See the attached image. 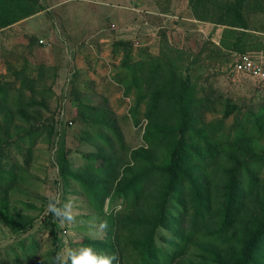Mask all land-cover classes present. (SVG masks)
Returning <instances> with one entry per match:
<instances>
[{"label": "rangeland", "instance_id": "obj_1", "mask_svg": "<svg viewBox=\"0 0 264 264\" xmlns=\"http://www.w3.org/2000/svg\"><path fill=\"white\" fill-rule=\"evenodd\" d=\"M206 1L211 9L209 16L213 17L216 3L223 0ZM39 2L42 9L0 28V79L11 77L13 71L25 66L31 74L41 63L48 68L54 67L53 80L49 78L51 70L46 73L47 84L52 82V92L47 99L49 110L44 112V118L49 122L56 120L53 122L55 133L51 137L38 138L27 158L26 171L21 174L24 181L10 190L9 213L18 210L33 216L34 222L31 229L14 233L0 218L1 259L15 262L16 252L23 262L22 250H25L35 252L30 264H48L51 249L55 248L57 252L69 247L78 249L82 247L78 244L80 241L104 236L100 224L105 217L90 205L79 183L73 180L66 190L63 189L55 154L62 140L72 169L83 175L89 159L96 166L101 162L95 155L96 144L103 146L106 152L114 151L118 164L130 161L131 150L149 146L144 132L149 125L145 110L150 93L137 103L135 88L126 92L125 81H119L122 78L121 58L127 49L134 57L141 48H146L150 54L172 62L182 75L189 74L195 86L194 126L198 129L204 126L212 135L210 139L216 143L215 150H218L215 162L209 166L211 188L218 187L225 169L242 158L247 162L249 172L255 174V186L246 198L243 216L251 217L260 212L264 202V84L251 76L233 72L232 63L242 53L264 60V0H248L243 7V18L248 27L244 31L251 36L245 37L247 41L245 45L243 41L241 50L221 46L223 36L231 42L230 35L224 34L226 25L214 23L209 18L199 19L190 8L189 0ZM119 41L132 42L133 45L128 48L127 45H118ZM72 71H75L73 75ZM81 102L105 107L111 113L123 146L112 138L113 134L105 124L100 126L92 121L86 123L75 119L76 107ZM173 108L165 106L160 114L156 126L160 127L161 135L176 126ZM229 108L231 112L224 117V111ZM17 125L11 130L15 138L28 128L24 122ZM100 128L111 136L112 149L97 137L98 133H94ZM87 133L91 142L81 138ZM171 137L168 133L166 141L169 138L171 141ZM234 139L237 142H233ZM240 140H246L243 142L249 151L243 153L238 143ZM16 146L8 154L6 150L11 146L5 149L4 159L9 163L16 160L25 164L26 144L19 141ZM168 146L166 144L155 151L151 146L155 162L166 160ZM130 164L135 171L137 164L132 161ZM243 172L248 180L247 171ZM155 189L148 190V200L155 198ZM214 193L217 191L213 190ZM56 194L62 201L72 204L75 221L61 223L58 220L56 244H53L49 228L43 225L42 214L49 212V196ZM112 201L105 200V214L115 213L120 208V199ZM210 224L212 232L217 222L214 220ZM239 231L237 225L230 237L235 239ZM165 233L160 229L157 237L167 235ZM121 241L125 253H128L125 263L136 264L130 253L128 232L121 234ZM229 243L232 245L234 240ZM229 243L225 245L222 240L214 243L210 233L202 230L186 243L178 253V259L183 264H210L212 258L205 248L213 246L222 253Z\"/></svg>", "mask_w": 264, "mask_h": 264}, {"label": "trees", "instance_id": "obj_2", "mask_svg": "<svg viewBox=\"0 0 264 264\" xmlns=\"http://www.w3.org/2000/svg\"><path fill=\"white\" fill-rule=\"evenodd\" d=\"M248 0H223L216 3V12L210 17V8L206 0H189L190 8L199 19H211L217 24L226 25L231 42L220 40V45L226 48L241 50L251 35L245 33L248 28L243 18V7ZM42 9L39 0H0V28L25 18ZM234 27V28H231ZM236 28H242L238 30ZM118 45H133L132 42H117ZM51 70L49 78L53 80L55 68H48L41 63L35 67L34 74L27 71L26 66L13 71L11 77L0 79V218L14 232L29 230L33 227L34 217L16 210L8 211L10 190L19 182L26 171L28 157L41 136L51 137L55 133L53 122L44 118L48 111V96L52 92L51 84H47V71ZM120 71L126 84V92L135 88L137 103L148 96L145 116L149 125L144 132V139L149 146H140L129 152L130 161L118 164V159L112 152H106L103 146L96 144L95 155L101 159L99 166L88 160L84 165L83 175L73 170L71 161L64 149V142L58 143L55 154L58 175L63 189L76 181L82 187L90 205L105 217L108 228L102 238H87L80 241L81 246L92 245L97 251L115 253L118 257L113 264H126L121 234L128 232L131 251L136 264H183L178 259L189 240L199 232L205 231L213 237V242L222 240L232 245L224 250L213 246L205 251L211 256L210 264H264V202L260 212L251 217H244L245 201L255 186V174L249 172L247 162L242 158L232 167L226 168L220 185L211 188L209 166L215 162L218 150L216 143L205 127L194 126L195 89L189 74L182 75L172 62L163 60L162 56H154L141 48L136 56L126 50L121 58ZM75 71H72L73 75ZM71 78H69L70 80ZM128 80V84H127ZM155 83V84H154ZM174 107L176 126L164 133L156 126L165 106ZM75 119L110 128L114 139L123 146L121 134L114 117L102 106L81 102L75 110ZM231 109L224 111L227 117ZM56 121V120H55ZM26 123L27 130L17 138L11 133L18 123ZM71 122V120H70ZM153 128L151 127L152 125ZM70 124V123H69ZM210 125V124H209ZM97 127V126H96ZM97 137L113 148L111 136L104 129L94 131ZM168 133L171 141L167 140ZM88 133L81 138L90 141ZM158 138V139H157ZM26 144L25 164L18 161L8 162L6 153L17 147V142ZM237 140H233V142ZM240 140L243 153L249 147ZM167 147V158L164 162H155L154 151L164 145ZM8 154V153H7ZM135 162L137 168L133 171L130 162ZM248 173V180L246 173ZM155 189V198L147 199L148 190ZM152 190V191H153ZM213 190L217 194L213 195ZM120 199L121 206L115 213L105 214V200ZM152 201V202H150ZM216 202V206L213 203ZM114 202L112 201L111 204ZM216 220V228L211 231V221ZM42 222L49 228L52 243L56 244L57 218L50 212L42 214ZM240 226L237 237H230L231 231ZM163 229L167 235L157 237L158 230ZM165 233V234H166ZM229 237V238H228ZM160 239V240H159ZM228 239V241H227ZM161 242V243H160ZM22 246V245H21ZM55 246V245H54ZM24 253L23 262L15 252V262L0 258V264H30L35 252ZM56 249L50 251V264Z\"/></svg>", "mask_w": 264, "mask_h": 264}, {"label": "clouds", "instance_id": "obj_3", "mask_svg": "<svg viewBox=\"0 0 264 264\" xmlns=\"http://www.w3.org/2000/svg\"><path fill=\"white\" fill-rule=\"evenodd\" d=\"M48 211L61 223L74 222L72 204L61 200L59 194L49 196ZM108 224L101 222L100 229L106 231ZM118 259L115 253L97 251L92 245H84L78 249L68 248L56 252L50 264H113Z\"/></svg>", "mask_w": 264, "mask_h": 264}, {"label": "built area", "instance_id": "obj_4", "mask_svg": "<svg viewBox=\"0 0 264 264\" xmlns=\"http://www.w3.org/2000/svg\"><path fill=\"white\" fill-rule=\"evenodd\" d=\"M111 25L114 27V24ZM232 71L251 76L264 84V60H257L245 53L239 54L232 63Z\"/></svg>", "mask_w": 264, "mask_h": 264}]
</instances>
